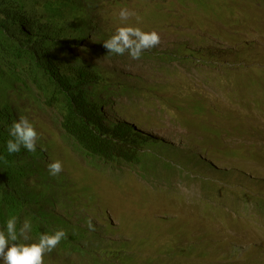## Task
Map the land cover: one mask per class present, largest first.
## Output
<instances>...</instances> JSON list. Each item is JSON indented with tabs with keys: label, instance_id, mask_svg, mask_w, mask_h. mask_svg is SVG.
Returning <instances> with one entry per match:
<instances>
[{
	"label": "rangeland",
	"instance_id": "rangeland-1",
	"mask_svg": "<svg viewBox=\"0 0 264 264\" xmlns=\"http://www.w3.org/2000/svg\"><path fill=\"white\" fill-rule=\"evenodd\" d=\"M101 6L96 30L74 54L121 87L102 106L108 121L127 120L158 142L137 165L109 164L78 150L51 114L35 120L44 151L28 161L32 211L96 255L52 250L45 264H264V0ZM121 7L137 14L129 25L161 37L138 60L103 46L123 26ZM233 58L229 68L240 69L225 71ZM55 160L63 171L51 176Z\"/></svg>",
	"mask_w": 264,
	"mask_h": 264
},
{
	"label": "trees",
	"instance_id": "trees-1",
	"mask_svg": "<svg viewBox=\"0 0 264 264\" xmlns=\"http://www.w3.org/2000/svg\"><path fill=\"white\" fill-rule=\"evenodd\" d=\"M101 2L0 0V230L7 218L16 216L18 227L25 219L31 220L30 232L36 240L41 233L53 232L50 222L36 212L30 213L31 205L38 201L28 192L33 175L28 161H35L41 156L38 151L44 150L38 146L35 153H29L21 148L9 155L4 147L11 138V124L20 117H27L37 128L35 120L51 114L78 150L104 163L137 165L152 154L150 149L156 141L137 132L127 120L109 122L103 112L111 93L121 87L113 88L95 64L74 54L102 19ZM260 45L250 42L245 47L259 51ZM199 59L188 57L184 61L195 64ZM233 60H227L225 71L240 69L237 65L229 68ZM213 62L212 70L216 68ZM56 251L94 256L81 243L68 240H62Z\"/></svg>",
	"mask_w": 264,
	"mask_h": 264
},
{
	"label": "clouds",
	"instance_id": "clouds-1",
	"mask_svg": "<svg viewBox=\"0 0 264 264\" xmlns=\"http://www.w3.org/2000/svg\"><path fill=\"white\" fill-rule=\"evenodd\" d=\"M136 15L129 8L121 7L118 18L123 26L118 27L115 33L103 43L105 49L108 50V55L115 54L122 56L127 53L133 60H138L145 50L154 48L160 44L161 37L157 31H143L140 27L131 26L127 23L130 18ZM249 43L250 41L247 40L243 42V45H249ZM9 136L11 138L6 140L4 145L9 155L19 153L21 148L29 153L36 152L39 134L34 122L30 121L27 117H20L19 120L11 124ZM153 141H156L154 145L156 146L158 141L154 139ZM47 167L51 176H57L63 171V164L60 160H55L48 164ZM30 213H33V211L31 210ZM17 219L16 216H10L7 218L4 228L0 230V264H45V254L51 253L52 250L57 254L61 252L56 251V247L62 240H68L73 244L81 243L80 241L75 242L73 239H68L67 232L62 228L55 230L51 234L41 233L35 242L29 243L27 242V233L32 229V222L29 219H25L18 227ZM87 226L89 230H94L91 220L87 222ZM61 254L65 255L67 253L61 252ZM95 256L94 253V256L89 257Z\"/></svg>",
	"mask_w": 264,
	"mask_h": 264
}]
</instances>
